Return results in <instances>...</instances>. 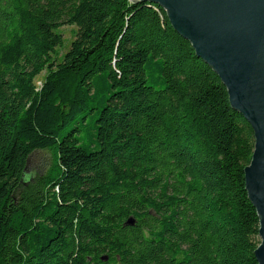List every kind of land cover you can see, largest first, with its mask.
Segmentation results:
<instances>
[{"label": "trees", "instance_id": "16d2710c", "mask_svg": "<svg viewBox=\"0 0 264 264\" xmlns=\"http://www.w3.org/2000/svg\"><path fill=\"white\" fill-rule=\"evenodd\" d=\"M254 148L158 5L0 0V264H258Z\"/></svg>", "mask_w": 264, "mask_h": 264}, {"label": "water", "instance_id": "95a60500", "mask_svg": "<svg viewBox=\"0 0 264 264\" xmlns=\"http://www.w3.org/2000/svg\"><path fill=\"white\" fill-rule=\"evenodd\" d=\"M133 1L155 4L166 12L172 28L221 79L232 109L254 132L245 190L259 218L255 258L264 264V0ZM134 222L130 218L126 225Z\"/></svg>", "mask_w": 264, "mask_h": 264}, {"label": "rangeland", "instance_id": "374dc122", "mask_svg": "<svg viewBox=\"0 0 264 264\" xmlns=\"http://www.w3.org/2000/svg\"><path fill=\"white\" fill-rule=\"evenodd\" d=\"M76 31L77 28L72 26H64L60 28L59 32L62 34L64 40V47L62 49H58L59 57L65 54L66 51L69 49L71 42L74 40V33ZM43 75L37 78L36 80V85L39 89L42 86L41 80ZM52 161L53 155L50 151L34 153L28 162L26 177L31 179L45 173L48 167L51 165Z\"/></svg>", "mask_w": 264, "mask_h": 264}]
</instances>
